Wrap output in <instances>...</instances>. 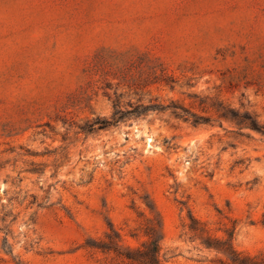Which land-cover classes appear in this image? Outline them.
<instances>
[{"label": "rangeland", "instance_id": "374dc122", "mask_svg": "<svg viewBox=\"0 0 264 264\" xmlns=\"http://www.w3.org/2000/svg\"><path fill=\"white\" fill-rule=\"evenodd\" d=\"M118 96L210 116L214 99L264 123V0H0V264H125L86 243L111 224L139 245L150 205L163 264L224 259L187 211L264 252L260 136L169 110L79 128Z\"/></svg>", "mask_w": 264, "mask_h": 264}, {"label": "trees", "instance_id": "16d2710c", "mask_svg": "<svg viewBox=\"0 0 264 264\" xmlns=\"http://www.w3.org/2000/svg\"><path fill=\"white\" fill-rule=\"evenodd\" d=\"M160 80L168 84L166 79ZM134 90L136 94L137 87ZM116 99L114 111L110 119L96 117L91 121H85L79 128L87 132L93 130L95 127L106 128L111 125H117L130 118L145 115L149 111L169 110L174 117L188 121L192 125L209 124L211 121V126L218 125L222 127L225 122L230 127L227 131L237 135H246L249 138H253L251 134L253 132L260 136L261 141H264V123L258 120L255 113L245 107L235 108L222 101L211 99L210 116L197 114L172 101L169 104L163 105L152 99L148 100L147 103H142L138 99L135 103H128L127 107H122L118 101L119 96ZM238 162L242 161L239 160ZM37 205L41 206V203ZM149 209L154 213V216L145 229L147 239L139 245L124 246L121 244L119 232L111 224H108L109 229L104 233L103 239H90L91 241L87 242L86 246L100 250L106 254H111L113 259L125 264H163L159 259L160 219L157 212L154 211L153 206L150 205ZM187 218L190 221L187 225L189 232L199 238L205 247L215 249L224 254V259L219 260L220 264H264V252L249 254L237 251L230 244L231 233H228L226 240L213 237L208 233L205 225L193 217L189 211H187ZM17 264L22 263L18 262Z\"/></svg>", "mask_w": 264, "mask_h": 264}]
</instances>
